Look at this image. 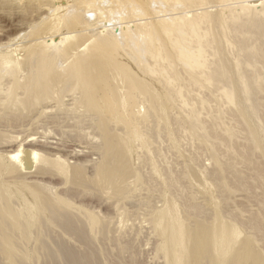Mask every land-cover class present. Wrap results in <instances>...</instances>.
I'll use <instances>...</instances> for the list:
<instances>
[{
    "label": "bare ground",
    "instance_id": "1",
    "mask_svg": "<svg viewBox=\"0 0 264 264\" xmlns=\"http://www.w3.org/2000/svg\"><path fill=\"white\" fill-rule=\"evenodd\" d=\"M47 5L50 14L31 22L24 42L0 50V148L9 147L0 149V235L14 228L11 221L22 236L4 239L14 254L0 241V264L2 254L23 264L30 252L33 263L54 264L66 254L72 258L64 264H103L99 255L117 239L110 226L118 221L82 203L72 206V196L86 192L114 205L139 197L135 206L162 239L166 264H264V0ZM90 27L95 32L87 36ZM47 119L91 128L99 138L96 159H75L76 151L66 149L74 144L65 147L54 127L46 128L55 141L3 130L38 125L44 133L39 125ZM150 191L159 205L147 199ZM238 192L244 209L254 211L247 213L241 200V207H229ZM198 193L209 197L213 211L193 204ZM229 231L232 241L219 256ZM63 234L84 247L65 250ZM28 242L37 244L29 243L32 251Z\"/></svg>",
    "mask_w": 264,
    "mask_h": 264
},
{
    "label": "rangeland",
    "instance_id": "2",
    "mask_svg": "<svg viewBox=\"0 0 264 264\" xmlns=\"http://www.w3.org/2000/svg\"><path fill=\"white\" fill-rule=\"evenodd\" d=\"M3 0H1L0 1V50H1V48L2 47H4V46H6V47H4L5 48V50H6V48H7V45H8V47H9V45L10 46H12V44L14 45L15 43L16 44H18V43H22V42H24L25 40H24V38H26V37H24V36H26V34L28 33V30H29V26H30V24H32V23H34V22H36V21H38L39 20V18L40 17H43V16H46V14H50V12L51 11H48V5H47V2H48V0H43V1H40V0H23V2H22V4H21V1L22 0H4L3 2H2ZM17 1H18V3H17ZM19 1H20V3H19ZM35 1V2H34ZM39 1V2H38ZM47 1V2H46ZM12 2V3H11ZM15 2V3H14ZM45 2H46V5H45ZM4 3V4H3ZM32 3V4H31ZM35 3V4H34ZM41 3V4H40ZM42 3H44V5H43V7L44 8H42V7H40V5L42 6ZM50 3V2H49ZM48 3V4H49ZM2 4V5H1ZM9 4V5H8ZM22 5H24V7L22 6ZM31 5H33V6H31ZM35 5H36V7H35ZM26 6H28V7H26ZM38 6V7H37ZM30 7V8H29ZM33 7V8H32ZM45 7H47V8H45ZM23 8V9H22ZM27 9V11H29V12H27L26 11V9ZM40 10H39V9ZM45 9V10H44ZM31 10V11H30ZM35 10V11H34ZM36 11H37V14H35L36 13ZM39 11V12H38ZM32 12H34V13H32ZM45 12H47V13H45ZM45 13V14H44ZM32 15H34V16H32ZM29 16V17H28ZM31 17V18H30ZM94 18V17H93ZM92 18V19H93ZM18 19V20H17ZM22 20V21H21ZM33 20V21H32ZM24 21V22H23ZM18 22V23H17ZM20 22V23H19ZM27 22H28V24H27ZM32 22V23H31ZM18 25V26H17ZM27 25H28V27H27ZM23 26V27H22ZM22 29H21V28ZM27 27V28H26ZM6 28V29H5ZM9 28V29H8ZM8 29V30H7ZM20 29V30H19ZM91 29V30H90ZM18 30V31H17ZM90 31H92V33L90 32ZM17 32V33H16ZM94 30L92 29V27H90L89 28V31H87L86 32V34H87V36H90V35H92V34H94ZM23 33V34H22ZM8 34V35H7ZM13 35V37H11V35ZM14 34H16V35H14ZM20 36H19V35ZM9 36H10V38H9ZM15 36H17V37H15ZM21 36H22V39L23 40H21ZM19 37V38H18ZM14 38H17V39H15V41L14 40H12V39H14ZM7 39V40H6ZM6 40V41H5ZM18 40V41H17ZM20 40H21V42H20ZM7 41H9V42H7ZM18 42V43H17ZM15 44V45H16ZM14 45V46H15ZM20 45V44H19ZM15 47H17V46H15ZM4 48L2 49V50H4ZM10 48V47H9ZM12 48H14V47H11L10 49H12ZM1 50V51H2ZM48 121L50 122L49 123V125H48ZM45 122V121H44ZM43 122V124H40L39 126H42L43 127V125H45V132L43 133L42 131V127H40V130H42V131H40V132H38V130H39V127H37L38 125H34V126H36V127H34L33 125H32V127H30V125L28 126V125H26V126H28L29 127V129H28V127H26V126H18L19 127V129H18V131H17V126H11V125H7L6 124V126L5 127H3V130L6 132L5 134H10V132H11V135L13 134L14 135V133H16L17 134V132L22 136V134L21 133H24L25 134V131H26V134H33V133H35V137H37V136H39V135H42V136H46L48 139H49V137H50V139L53 137V135H54V137H56V138H59V139H62V141L63 142H65L64 143V145H65V147L67 146H69V145H72V144H74V145H72L70 148L68 147V148H66V149H70V150H73L74 149V151H76V154H78L77 156H75V159H77V158H79L78 160H82V159H88V157L91 159L92 157V160L93 159H96V158H94V156H97L96 155V152L94 153V151H95V149H94V146L96 145L95 144V142L97 143V141L99 142V138H98V136L96 135V133L93 131L92 133L94 134H92L91 133V131H92V129L91 128H88V127H86L87 125H84V127H86V128H84L83 126V128L81 127L80 129H86V130H84L85 132L86 131H88V132H86L87 133V135L88 134H91V135H88V137L85 135V133L83 132V130H81L80 131V129H77V128H74L73 126H72V128H71V125L70 126H68L69 124H71V123H69L68 124V122L67 123H65V127L63 126L64 125V122H62V123H60V124H62V125H60L59 123H52L49 119H47V123L45 122L44 123ZM71 122V121H70ZM53 125H52V124ZM46 124L48 125V126H46ZM55 124H59L58 126L59 127H56V125ZM9 126V127H8ZM10 126H11V128L13 129H10ZM61 126L62 127H64L63 129H65L64 131H65V133H63V129L61 128ZM67 126V127H66ZM15 127H16V129H15ZM46 127H51V128H53L54 127V129H51V128H46ZM56 127V128H55ZM68 127H70V128H68ZM2 128V127H1ZM7 129V130H5V129ZM31 128H32V130H31ZM67 128H68V131L69 130H71V131H69V133H70V135H72L73 137H74V135H76V136H78L79 134V136H81V137H77L78 139V142H81L82 144H79L77 141H75L76 140V137H74L75 139H73V137L71 138L70 137V135L69 136H67L69 133H67L66 132V130H67ZM88 128V129H87ZM10 129V130H9ZM16 131H15V130ZM22 129H23V131L24 132H21L22 131ZM35 129H36V132H35ZM46 129L48 130V132L50 133L51 132V130H52V132H53V135H52V133H50L49 135L47 134L48 132L46 131ZM51 129V130H50ZM62 129V130H61ZM75 129H77V130H75ZM21 130V131H20ZM27 130H30V131H28L27 132ZM13 131H15L14 133H12ZM34 131V132H33ZM57 131H59V132H57ZM73 131L75 132V134H73ZM54 132H57L56 134H54ZM61 132V133H60ZM77 132V133H76ZM78 132H79V134H78ZM81 132V133H80ZM90 132V133H89ZM58 133H60L59 135H61L62 133V135H64L63 137H70L69 139L67 138V139H65V138H60V137H58V136H55V135H57ZM8 134V135H9ZM15 134V135H16ZM18 134V135H19ZM23 134V135H24ZM43 134H45V135H43ZM47 134V135H46ZM81 134H83V135H81ZM12 135V136H13ZM14 135V136H15ZM17 135V136H18ZM20 135H19V137H20ZM52 137H51V136ZM61 135V136H62ZM66 135V136H65ZM95 135H96V137H95ZM32 137H34L33 135H31ZM85 136V139L83 138ZM89 136H91L90 138H92V136H93V139H91L90 140V138H89ZM34 137V138H35ZM94 137L97 139V141L95 140V142H94ZM80 138H83L85 141H87L88 143H86L83 139L81 140ZM53 139V138H52ZM88 139H89V141H88ZM54 140V139H53ZM81 140V141H80ZM55 141V140H54ZM71 141V142H70ZM83 141H84V143H83ZM90 141H92V142H90ZM67 142V143H66ZM68 142H69V145H68ZM89 142H90V144H89ZM94 142V143H93ZM70 143H72V144H70ZM76 143V144H75ZM86 143V144H85ZM91 143H93V144H91ZM85 144V145H84ZM95 144V145H94ZM98 144V143H97ZM81 145H83V146H81ZM89 145V146H88ZM94 145V146H93ZM79 146V147H78ZM85 146H87V147H85ZM75 147L77 148V149H75ZM85 148V149H82V148ZM90 147V148H89ZM92 147V148H91ZM9 149V147H3V148H0V149H2V150H8ZM73 148V149H72ZM87 148V149H86ZM89 148V149H88ZM90 149H91V151H93L92 153H88L89 151H90ZM78 150V151H77ZM79 150H80V152H79ZM84 153V154H82V152ZM90 151V152H91ZM78 152V153H77ZM85 153H87V154H85ZM172 152L170 151V153H169V155L168 156H170L169 157V159L171 160L172 158H175L174 160L172 159L171 160V162L173 163L172 165L173 166H178V167H180L179 165H178V163L179 162H181V160H176V158H177V156L174 154V153H172ZM93 156H92V155ZM95 154V155H94ZM84 155H86V156H84ZM77 157V158H76ZM84 157V158H83ZM203 157V159L204 158H206V156L205 155H203L202 156ZM82 158V159H81ZM177 159H179V158H177ZM176 160V161H175ZM174 161V162H173ZM176 162H178V163H176ZM175 163V164H174ZM88 166L86 167L87 168V172H91L90 171V169H91V166L89 165L90 163H86ZM180 164V163H179ZM89 167V168H88ZM89 169V170H88ZM46 179H48V178H46ZM59 180V178H57V177H54V179H51L50 181H51V184H53L54 185V183L55 182H57V183H59L60 182V180ZM56 180V181H55ZM53 181V182H52ZM57 183H55L56 184V186H59ZM61 186V185H60ZM58 187V190L59 191H61L60 190V188H62V186L61 187ZM63 189V188H62ZM142 192V191H141ZM76 194H80V193H75V196L73 195L72 196V198L73 197H75L74 199H76L77 198V200H75V201H71V203L73 204L72 206H76L77 204H80V206H81V203H82V208H84V209H86V210H88L89 211V208L91 209L90 211L91 212H93L94 213V210L95 211H98V213H101V215L102 214H104V215H102V218H103V216H105V215H107L108 214V217L110 216V217H113V219L111 220V221H113V220H115V218H116V221H118V222H115V221H113V222H115V223H117V224H119L120 223V225H117L116 224V226L113 224V222H111V221H109L108 219V217L107 216H105V217H107L108 219H106V218H104L109 224H113L114 226H110V227H112V230L111 231H113L112 233H111V235L112 236H114V237H116V236H118V237H116L117 239L115 240V241H107L106 242V244H104L105 246L104 247H106V253L105 254H102V255H99V258H100V260H101V262L103 263V264H117L118 262H120L121 264H166V261H165V258H164V255H163V253L160 251V249L158 248L159 247V245H161V243H162V239L159 237V235L157 234V232L153 229V228H151V226H150V224H149V222H148V219H147V217H146V213H145V210L143 209V207H137V205L135 206V204L137 203V202H135V200H138V198L139 197H137L136 196V198L134 197H132V198H130V199H128L129 201H127V200H125L123 203H121V204H118L119 205V210H117L116 209V206L115 205H117V204H115L114 205V203H112L111 202V200L110 199H108V198H106V200H104L105 199V197L103 198V197H99L98 195H95L94 196V194H92V193H87L86 192V194L84 193V196H83V193H82V195L80 194V196H79V198H78V196H76ZM238 194H241V195H238ZM238 194L236 193L235 195L237 196V197H235V195L234 196H231V206H229V207H232L233 206V204H236L237 205V207L239 206V207H241V205L238 203V201H240L241 202V204H242V207H243V209L246 207H244L243 206V204H244V202H245V199H244V196L243 197H241L242 196V192H238ZM145 194L142 192V193H140V195L138 194V196H144ZM147 199H149L153 204H156V205H159L160 204V202L158 201L159 199H157V197H156V194H155V192L154 191H150V192H148L147 194ZM97 196V197H96ZM99 197V198H98ZM233 197H235L236 198V200H237V203L239 204H237L236 203V201H234L235 200V198H233ZM241 197V198H240ZM102 198H103V200L104 201H102ZM229 196H227V198H224V200H226V201H228L229 200ZM243 198V199H242ZM221 199L223 200V198L221 197ZM239 199V200H238ZM71 200H73V199H71ZM100 200V201H99ZM217 200H218V203H217V205H218V207H220V197L219 198H217ZM224 200H223V202H224ZM233 200V201H232ZM244 201V202H243ZM212 201L209 199V197H205V196H203L201 193H198V195L196 196V198L195 199H193V204H202V205H206L208 208H210V209H212V211H213V206H212V203H211ZM243 202V203H242ZM229 204V201H228V205H230ZM117 205V206H118ZM251 205V204H250ZM254 205V203L252 204V206H250V207H253L254 209H255V207L256 206H253ZM79 205H77L76 207H78ZM215 207H216V205H215ZM248 208H249V206H247ZM123 208V209H122ZM246 208V209H244V210H246L247 211V213H249V211H254L253 209L251 210V208ZM248 209V210H247ZM93 210V211H92ZM123 210V211H122ZM121 211L122 212H124V211H130V212H125L126 213V215H128V217H126L125 216V213L123 214V213H121ZM246 211H243V213H242V215L244 214L245 215V213H246ZM121 214H123V215H121ZM97 213V212H96ZM95 213V214H96ZM97 213V214H98ZM119 213V214H118ZM131 213V214H130ZM101 215H99L98 214V216H100L101 217ZM119 215H120V218H119ZM248 214H246L244 217H246ZM122 217V218H121ZM123 217H125L126 219H127V221H126V219L125 218H123ZM111 219V218H110ZM121 219V220H120ZM13 220V219H12ZM123 220V221H122ZM125 220V221H124ZM111 222V223H110ZM14 223L13 222H11L10 221V226H14V228L13 229H11V230H7V231H5V232H3L1 235H0V241L3 243V247L4 248H6L8 251H10L11 253H13L14 254V249L15 248H10L9 246H8V241L6 242V241H4V239H7V238H13V237H16V236H19L20 238H22V236H21V231L19 230V228H18V224H16V225H13ZM56 230H57V233H58V229L56 228ZM56 230L54 231L53 230V234L51 233V236H53L55 233H56ZM113 233L115 234V235H113ZM64 235V236H63ZM62 236L64 237L63 238V240H62V242L63 243H65V244H63L65 247H64V249L66 250L67 248H72V249H75V250H77V249H82L83 247H84V245L82 244V243H80L79 241H78V239L75 237V236H72V235H66V234H63ZM54 237V236H53ZM230 239H231V241H232V237H231V233H230V231H229V233L228 234H225V237H224V239H223V242L220 244L221 246H220V249H219V251H218V255L219 256H221L223 253H225V251H227V247L229 246V243H230ZM55 241V240H54ZM58 241L60 242V240L58 239ZM64 241H66V242H64ZM46 242V241H45ZM44 242V243H45ZM53 242V241H52ZM62 242H60V243H62ZM30 242H28L26 245H25V248L27 249V250H31L32 249V247L35 245L34 243L32 244V242L30 243V244H32L33 246H29L30 244H29ZM55 243V242H54ZM51 244L50 243V245L51 246H58V244ZM59 243V244H60ZM67 243V244H66ZM48 244V243H47ZM37 245V244H36ZM35 245V246H36ZM61 245V244H60ZM59 245V246H60ZM120 245H125V249H123V250H121V251H119V247H120ZM127 245V246H126ZM58 246V247H59ZM31 247V248H30ZM63 247V246H62ZM62 247H59V249L61 250V248ZM67 247V248H66ZM30 248V249H29ZM196 248V245H193L192 246V249H195ZM63 249V248H62ZM32 251V250H31ZM4 257H3V260H2V264H16L15 263V261H14V259L12 258V257H10V256H8L7 254H2ZM31 255H33L32 254V252H30V254H28L27 256L29 257L30 256V258L32 257ZM64 254H62V256L60 255V257H58V258H56L57 260H59V264H64V262L65 261H67L68 262V257H69V255L67 256L66 254V257H65V255L63 256ZM62 257H64V258H62ZM29 258V260L27 261L26 260V262H24L23 264H40V263H38V262H30V261H32L33 259H30ZM32 258H34V257H32ZM61 258V259H60ZM67 260H66V259ZM70 258H72L71 256L69 257V259ZM55 259V258H54ZM63 259V260H62ZM52 261H53V258L51 259ZM65 260V261H64ZM55 260L53 261L54 262V264L56 263L57 264V262H56ZM52 262V263H53ZM61 262H63V263H61ZM1 263V262H0ZM22 263V262H21ZM20 263V264H21ZM66 263V262H65ZM70 264H73L72 262L70 263Z\"/></svg>",
    "mask_w": 264,
    "mask_h": 264
}]
</instances>
